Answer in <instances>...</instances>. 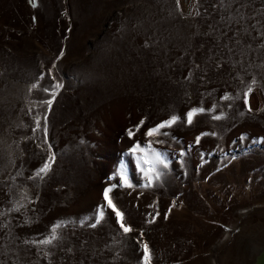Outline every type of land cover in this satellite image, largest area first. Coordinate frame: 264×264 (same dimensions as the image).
<instances>
[{"label":"rangeland","instance_id":"rangeland-1","mask_svg":"<svg viewBox=\"0 0 264 264\" xmlns=\"http://www.w3.org/2000/svg\"><path fill=\"white\" fill-rule=\"evenodd\" d=\"M173 115L146 186L128 150ZM259 204L264 0H0V264L219 263Z\"/></svg>","mask_w":264,"mask_h":264},{"label":"snow or ice","instance_id":"snow-or-ice-1","mask_svg":"<svg viewBox=\"0 0 264 264\" xmlns=\"http://www.w3.org/2000/svg\"><path fill=\"white\" fill-rule=\"evenodd\" d=\"M32 2V0H30ZM177 3H179V0H177ZM33 6H35V3H33ZM33 88L37 87V85L33 84ZM57 88L61 87V85H57ZM252 89L251 87L248 88V91L244 94L245 97H247L248 93L251 92ZM247 99H245V103L247 104ZM48 105L50 106L52 104V100L47 101ZM204 111V109H193L187 113V122L189 124L192 123L194 115L198 112ZM215 119H220V117H214ZM180 119L178 116H171L170 119L167 121H163L157 125H155L152 128H149L147 132L145 133L146 138H148V143L146 145H141L140 142L135 143L128 151L131 154H134L137 156V167L140 168V170L143 172L146 180H147V185L146 186H151L154 180H160L162 176V171L160 167L158 166H163V168H168V162L166 160V154L161 153L153 149L152 147V140L155 137H158L159 135H168L166 132H162L161 130L167 127H171L173 124L177 122V120ZM144 125V120H141L138 125H136L133 129H127L126 134L127 136L132 139L135 137V135L141 130V128ZM243 138V137H242ZM200 137H197V143L199 142ZM157 143H162V141H156ZM183 155V153H181ZM235 159V157H233ZM54 160V157L49 156L48 162H46L43 167L39 169V172L37 173V176H40L42 173L47 174L48 171L52 167V161ZM119 176L121 181L125 186H131L128 183L127 175L124 170V166H121ZM42 178V177H41ZM115 187L113 185L112 187H107L104 189V200L107 202V207L111 208L112 211L115 213L117 217V222L120 224L121 229L125 234L129 233L132 231L130 226H127L124 223V214L119 211L116 207V205L113 203L112 199L110 198V193L112 191V188ZM104 209L103 206L99 208L98 211V216L96 218V223H100V221L104 217ZM95 227V225H92ZM62 227V225L57 224L53 227L52 233L50 238L44 239L39 241L40 244L43 245H49L52 243L53 240L57 239V229ZM143 248V258H142V264H151V252L149 250V246L145 243L142 245Z\"/></svg>","mask_w":264,"mask_h":264},{"label":"bare ground","instance_id":"bare-ground-1","mask_svg":"<svg viewBox=\"0 0 264 264\" xmlns=\"http://www.w3.org/2000/svg\"><path fill=\"white\" fill-rule=\"evenodd\" d=\"M239 213L245 218L237 229L240 234L230 240L220 262L213 259L211 264H264V206L243 208Z\"/></svg>","mask_w":264,"mask_h":264}]
</instances>
